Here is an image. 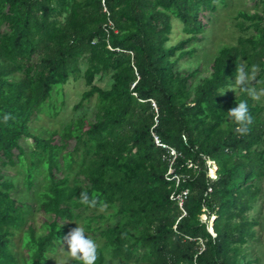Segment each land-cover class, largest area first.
<instances>
[{"label":"trees","instance_id":"trees-1","mask_svg":"<svg viewBox=\"0 0 264 264\" xmlns=\"http://www.w3.org/2000/svg\"><path fill=\"white\" fill-rule=\"evenodd\" d=\"M219 4L228 1L0 0V264H47L75 228L77 211L98 207L110 216L83 217L87 232L104 238L95 264H106V250L120 264H255L244 246L256 236L259 221L249 212L264 178V105L254 94L264 89V6L237 12L249 21L237 22L239 29L253 32L221 46L193 88L198 69H175L196 53L206 13ZM173 18L186 35L170 43ZM240 64L257 68L253 87L235 83ZM109 73V88L95 83ZM80 79L88 88L74 109L97 95L95 120L32 132L39 113H60L65 85ZM239 102L252 117L246 124L229 118ZM25 137L34 139L30 151ZM18 164L30 193L34 172L43 174L34 192L39 228L30 219L35 207L12 195L14 182L3 174ZM82 191L95 203L82 202ZM19 229L22 259L13 249Z\"/></svg>","mask_w":264,"mask_h":264},{"label":"rangeland","instance_id":"rangeland-1","mask_svg":"<svg viewBox=\"0 0 264 264\" xmlns=\"http://www.w3.org/2000/svg\"><path fill=\"white\" fill-rule=\"evenodd\" d=\"M227 6H222L219 4L218 10L214 13L207 12L206 18L204 19L208 22V17L210 16L209 24L206 28L204 33L203 40L194 42V45L197 47L196 53L191 56H185L179 60L176 64L175 69L177 71H188L191 72L193 70L198 69V73L192 77L190 85L193 88L199 80L209 75L211 72V63L212 60L217 53L218 49L223 46L224 44H232L236 43L237 38L241 34H250L253 32L252 29L248 31L242 32L239 27L237 26V22L243 21L245 24H249V21H244L243 19H236L235 16L240 9H244L246 11H253L256 7L259 9H263L264 2L261 0H227ZM173 34L171 37L170 43L177 42L181 37L186 35L183 30V23L179 18H173ZM39 58H36L38 60ZM83 69L85 66L82 64ZM246 70V69H245ZM250 75L247 78V82H245L246 86L253 87L254 83L256 82L257 76V68H253L251 70H246ZM113 80L111 78L110 73L105 75L104 77L97 76L95 83L99 86L107 89L111 86ZM88 86L85 84L83 79L78 81L70 80L68 84L65 85V104L63 105L62 110L60 113L55 116L51 117L45 113H39L34 121L31 123V130L35 134L38 133H45L46 129H53L59 130L60 133L62 132L65 125L73 121L77 118H81L83 116H87L90 120H95V111H96V103L98 101L97 95H94L89 102L85 104L79 110L74 109V105L79 102L81 99L82 93L86 90ZM254 94L256 101L264 105V89L262 85H259L258 88H254ZM264 115V112H263ZM21 144L27 151H30L33 148L34 139L30 137H25L21 139ZM75 144L74 138L68 141V149L73 147ZM211 164H213L211 162ZM216 167V165H214ZM75 173V172H74ZM74 173L72 176H74ZM3 174L7 180L14 182V188L12 190V195L26 203H31L35 209L36 213L34 212L30 219H32L34 225L39 228V214L37 212V201L35 200L34 192L41 189L44 184V179L41 178L43 176L42 173H38L37 171L34 172V181L35 187L33 193H30L27 190L28 179L26 178L24 168L21 164H18L14 167L7 166L3 169ZM61 175V174H59ZM215 175V174H214ZM26 179V180H25ZM47 179V178H46ZM80 182H85L82 176H78ZM49 179H47V182ZM73 182V178H72ZM261 188V196L259 200L254 204L253 209L249 212V216L257 219L259 224L255 227L256 229V236L255 238L251 239L245 246L244 251L247 253L248 258L254 259L256 262L255 264H264V178L257 182ZM77 212L81 214V217L77 219L76 226L78 223L85 228L83 217L89 215H96L99 213H105L106 215L110 216L111 209H107L106 207H98V208H91L86 210L84 208H80ZM201 218L205 221L207 216L203 214ZM214 217L211 218V222ZM102 222V221H100ZM210 222V223H211ZM114 224V220L111 218L110 220L106 221L105 223L102 222V229L106 228L107 225ZM41 232V231H39ZM87 232V230H86ZM88 235L92 236L98 242V248H105L104 245V238L99 236L98 233H91L87 232ZM24 232L23 229H19L15 233V245L13 246L14 251L17 253V256L22 259L25 257V253L22 246V238ZM65 248V249H64ZM69 246L67 241L63 243V246L60 245L57 249L50 253L47 257L46 261L47 264H68L72 259L77 258L71 256L69 252H67ZM106 264H120V259H112L106 250Z\"/></svg>","mask_w":264,"mask_h":264},{"label":"clouds","instance_id":"clouds-1","mask_svg":"<svg viewBox=\"0 0 264 264\" xmlns=\"http://www.w3.org/2000/svg\"><path fill=\"white\" fill-rule=\"evenodd\" d=\"M237 73L235 83H239L242 86L247 82V78L250 74L245 70L243 64L238 65ZM228 113L229 118L236 120L240 124H246L252 119L246 102H239L238 105L232 108ZM89 196L90 194L88 192L82 191L80 199L82 202L95 203V201L89 199ZM64 239L67 241L70 249L67 250V252H69L71 256L83 259L85 264H95L97 260L98 242L87 234L84 227L78 223V226L73 228Z\"/></svg>","mask_w":264,"mask_h":264},{"label":"bare ground","instance_id":"bare-ground-1","mask_svg":"<svg viewBox=\"0 0 264 264\" xmlns=\"http://www.w3.org/2000/svg\"><path fill=\"white\" fill-rule=\"evenodd\" d=\"M213 164H211V173H212V176L213 177H217V166L216 167H214V162L213 161H211ZM215 174V175H214ZM214 219V218H213ZM210 227L212 228V226L210 225Z\"/></svg>","mask_w":264,"mask_h":264},{"label":"built area","instance_id":"built-area-1","mask_svg":"<svg viewBox=\"0 0 264 264\" xmlns=\"http://www.w3.org/2000/svg\"><path fill=\"white\" fill-rule=\"evenodd\" d=\"M155 104V103H154ZM156 141L158 142V143H160V140L158 139V137H156ZM171 153L173 154V155H176L177 153H176V151H175V149H171ZM211 163V162H210ZM182 203V202H181Z\"/></svg>","mask_w":264,"mask_h":264},{"label":"water","instance_id":"water-1","mask_svg":"<svg viewBox=\"0 0 264 264\" xmlns=\"http://www.w3.org/2000/svg\"><path fill=\"white\" fill-rule=\"evenodd\" d=\"M214 164L217 166V164L215 163V161H214ZM210 172H211V169H210ZM213 221L210 223V225L212 226V228L211 227H209V229H210V231L212 232V233H214V230H213Z\"/></svg>","mask_w":264,"mask_h":264}]
</instances>
